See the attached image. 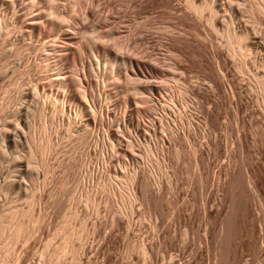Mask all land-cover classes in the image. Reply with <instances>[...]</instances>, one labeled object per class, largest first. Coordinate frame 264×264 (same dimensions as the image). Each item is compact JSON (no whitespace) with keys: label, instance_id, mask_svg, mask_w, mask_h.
Returning a JSON list of instances; mask_svg holds the SVG:
<instances>
[{"label":"rangeland","instance_id":"1","mask_svg":"<svg viewBox=\"0 0 264 264\" xmlns=\"http://www.w3.org/2000/svg\"><path fill=\"white\" fill-rule=\"evenodd\" d=\"M44 2L0 0V264H264V210L232 189L246 162L264 203V0ZM71 19L95 46L62 66Z\"/></svg>","mask_w":264,"mask_h":264},{"label":"bare ground","instance_id":"2","mask_svg":"<svg viewBox=\"0 0 264 264\" xmlns=\"http://www.w3.org/2000/svg\"><path fill=\"white\" fill-rule=\"evenodd\" d=\"M23 2H24V4H25V6L27 7V8H29L30 10H33V11H43V8L45 7V2H44V0H22ZM191 6L199 13V11H202V9H201V7H198V6H196L193 2L191 3ZM37 14H39V12L37 13ZM42 14V13H41ZM40 15V14H39ZM60 21V22H59ZM2 25V22H1V20H0V26ZM54 27L55 28H53L54 30L52 31L51 29V31H52V36H53V39L51 40L52 41V43L54 42V43H57V44H59L60 46H61V48H62V51H63V54L62 55H60L59 57H58V62H60V65H65V64H67L72 58H71V56H68L69 54H72V55H75L79 50L77 49V46H79V47H84V46H90V48H91V50H94V46L95 45H93V43L92 42H94L93 41V38H90V37H87V34H88V30H87V28H86V26H81L75 19H71V20H58V22H56V24L54 25ZM1 28V27H0ZM63 28H67L68 30H67V32L66 33H64V29ZM63 29V30H62ZM69 36L70 35V37H69V39L68 40H65V36ZM84 40V41H83ZM85 40L87 41V42H85ZM90 41V42H89ZM89 42V43H88ZM49 43V42H48ZM47 43V44H48ZM47 46V45H46ZM59 46V47H60ZM54 48V47H53ZM53 51V50H52ZM49 55V54H48ZM105 55V58H106V64L107 65H109V64H111L112 66L113 65H115L116 63V58H113L109 53H105L104 54ZM51 58V57H50ZM57 58V57H56ZM69 64V63H68ZM67 66V65H66ZM107 67V66H106ZM62 69V68H61ZM65 69V68H64ZM62 71V70H61ZM63 73V72H62ZM61 73V74H62ZM66 74H65V79L63 78V80L61 79V81L59 82L60 84H57L58 85V88H61L60 90H62V92H57V95L55 96L54 95V98H52L51 99V97L50 96H52V95H47L48 97L47 98H50L51 100H52V103H53V99H54V103H55V101L56 102H60V103H63L64 104V102H66V100L65 99H60L58 96H59V94H61V93H63V97L62 98H67L68 97V95L67 94H71L72 93V88H71V81L69 82L68 81V79L66 78ZM60 80V79H59ZM53 83H57V80L55 81V82H53ZM54 84V85H55ZM56 86V85H55ZM57 91H59V90H57ZM74 92V91H73ZM55 94V93H54ZM185 95H186V91L185 90H179V88L177 89H175V91L173 92V93H170V95L167 97V96H165V95H163L162 97H159V100H160V103L162 104V105H164V106H162V107H165V106H167L166 108H168V107H171V108H174V106H179L178 105V103L180 104V107H179V109L182 111V110H184V108H185V100H184V102H183V99H184V97H185ZM75 102H76V100H75ZM82 102V101H81ZM49 103V102H48ZM59 103V104H60ZM185 103V104H184ZM65 105V104H64ZM74 105H75V103H74ZM81 104H80V102L78 103V101L76 102V105H75V109H76V111L77 112H79V110L81 111ZM73 108H74V106H73ZM187 108V107H186ZM64 109V108H63ZM85 109V108H84ZM180 110H178V111H180ZM164 111V110H163ZM176 111V110H175ZM180 111V112H181ZM81 112H83V111H81ZM179 112V113H180ZM177 113V112H176ZM183 113V112H182ZM43 114V113H42ZM180 116V115H179ZM17 126H19V124L17 125ZM49 144V143H48ZM44 145H47V143L46 144H44ZM43 147V146H42ZM42 147H41V149H42ZM45 148H47L48 147V145H47V147L46 146H44ZM45 148H43V149H45ZM40 152H42V151H40ZM44 153H45V150L43 151ZM44 153H42V155L40 154V158H41V161H42V166L44 165L43 163H44V156L45 155H43ZM30 156L31 157H35V153L34 152H32L31 151V154H30ZM243 159V158H242ZM41 161H40V163H41ZM239 165V164H238ZM37 168H39V166H37ZM232 189H233V192L235 191V192H240V193H242V192H247V190H249V192L251 193L250 195H251V199H252V201H255L256 202V204H260L261 205V207H262V209L264 210V203H263V201H262V199L260 198V194L258 193V190H257V188H256V184H255V182H254V179H253V177L250 175V174H248V169H247V165H246V162H241L240 163V165H239V168H238V172H237V175H236V178H235V180H234V182H233V185H232ZM128 192V191H127ZM248 193V192H247ZM130 194V193H129ZM245 194V193H244ZM238 195V194H237ZM242 195V194H241ZM130 196V195H129ZM240 196V195H239ZM243 196V195H242ZM245 196V195H244ZM243 196V197H244ZM247 196V195H246ZM248 196H249V194H248ZM131 197V196H130ZM129 197V198H130ZM237 198H238V196H237ZM240 198H242V197H240ZM239 198V199H240ZM245 199H247V198H245ZM250 199V198H249ZM236 200V199H235ZM234 200V201H235ZM242 201L244 200V198H242L241 199ZM240 200V201H241ZM33 202V201H32ZM31 201H30V207H32L31 206V203H32ZM234 203V202H233ZM239 203V202H238ZM246 203V202H245ZM235 204V203H234ZM240 204V203H239ZM242 204H243V202H242ZM237 205V204H236ZM241 205V204H240ZM238 206V205H237ZM242 206V205H241ZM243 206H245L244 204H243ZM258 207V206H257ZM260 207V208H261ZM236 208H238V207H236ZM235 208V209H236ZM242 208H244V207H242ZM241 208V209H242ZM258 209V208H257ZM239 210V209H238ZM246 210V209H245ZM242 211V210H241ZM262 212V211H261ZM260 212V213H261ZM243 213V212H242ZM245 213H246V211H245ZM15 214H17V212L15 213ZM244 214V213H243ZM31 215L33 216V214L31 213V209H29L28 211H26V212H23L22 211V213H21V216H26V217H28L29 219H31ZM260 215H262V213L260 214ZM2 216H0V221H2ZM231 222V221H230ZM1 223V222H0ZM2 224V223H1ZM0 224V236L3 234V230H4V228H5V226L4 225H1ZM227 224V223H226ZM233 224V223H232ZM229 225V224H228ZM229 228H231V226H229ZM27 229H28V227H27V225H25L24 224V222H21V221H19L18 223H17V225H15V227H14V229H12L13 230V233H12V236L14 237V239L16 240H18V238L19 237H21V236H24L26 233H27ZM227 229H228V227H227ZM11 235V234H10ZM65 242V243H64ZM64 242L63 243H61V245H60V247H59V250L61 249L62 251H67V249L68 248H70L71 249V247L73 248V246H71L70 244H69V246L70 247H68V241L66 242L65 241V239H64ZM6 243V242H5ZM4 243V245H2L3 247H2V249L4 248V250H9L10 251V245L11 244H9V242L8 243H6L5 244ZM2 244V243H1ZM69 249V250H70ZM60 250V251H61ZM61 251V252H62ZM73 251V250H72ZM8 252L7 251H5V253L3 252V262H6L7 263V261L10 259L9 257H10V255H8L7 254ZM10 253H11V251H10ZM9 253V254H10ZM53 256V255H52ZM4 264V263H3Z\"/></svg>","mask_w":264,"mask_h":264}]
</instances>
